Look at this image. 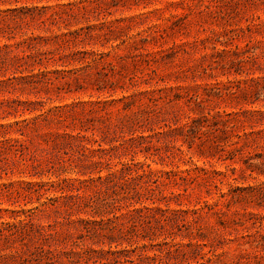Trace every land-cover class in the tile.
<instances>
[{"label": "rangeland", "instance_id": "1", "mask_svg": "<svg viewBox=\"0 0 264 264\" xmlns=\"http://www.w3.org/2000/svg\"><path fill=\"white\" fill-rule=\"evenodd\" d=\"M0 264H264V0H0Z\"/></svg>", "mask_w": 264, "mask_h": 264}]
</instances>
